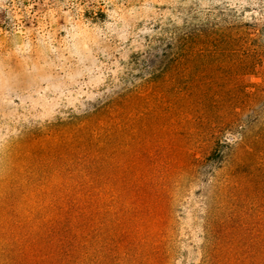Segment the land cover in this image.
Returning a JSON list of instances; mask_svg holds the SVG:
<instances>
[{
  "label": "rangeland",
  "instance_id": "rangeland-1",
  "mask_svg": "<svg viewBox=\"0 0 264 264\" xmlns=\"http://www.w3.org/2000/svg\"><path fill=\"white\" fill-rule=\"evenodd\" d=\"M0 264H264V0H0Z\"/></svg>",
  "mask_w": 264,
  "mask_h": 264
}]
</instances>
